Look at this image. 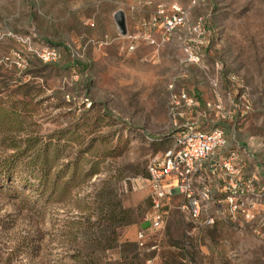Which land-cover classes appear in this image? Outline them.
I'll list each match as a JSON object with an SVG mask.
<instances>
[{"label":"rangeland","instance_id":"rangeland-1","mask_svg":"<svg viewBox=\"0 0 264 264\" xmlns=\"http://www.w3.org/2000/svg\"><path fill=\"white\" fill-rule=\"evenodd\" d=\"M172 5L187 11L185 25L163 44L156 28L157 45H150L143 25ZM118 11L125 36L113 20ZM198 20L206 33L203 65L182 68L181 48ZM48 48L58 54L54 61L38 57ZM174 77L203 101L212 100L208 83L216 82L225 119L203 129L220 127L242 146L252 138L244 176L264 177V145L256 148L264 143V0H0V158L17 145L16 173L34 184L0 177V264H264V205L240 230L223 222L201 227L175 197L164 228L148 242L155 249L137 250L148 190L124 193L123 184L143 177L149 158L169 146L166 88ZM242 94L249 112L240 119L230 105ZM44 151L52 177L67 180L75 166L88 175L70 182L63 201L37 193L40 172L27 162ZM102 190L134 213L114 243L99 225Z\"/></svg>","mask_w":264,"mask_h":264},{"label":"built area","instance_id":"built-area-1","mask_svg":"<svg viewBox=\"0 0 264 264\" xmlns=\"http://www.w3.org/2000/svg\"><path fill=\"white\" fill-rule=\"evenodd\" d=\"M186 21L187 11L179 6L172 5L168 13L158 7L156 14L143 25L142 38L150 45H157L151 33L159 28V42L166 43ZM189 32L193 37L181 48L179 65L182 68L203 65L201 50L207 43L201 21L195 22ZM130 39L133 41L137 36ZM134 48L135 45L130 42L127 51L131 52ZM38 57L51 62L57 59L58 54L54 48H48ZM229 80L233 82L234 78ZM177 81V77H174L166 88L168 133L163 140L169 146L149 158L145 177L132 180L131 186L123 184L124 193L142 188L148 190L150 207L140 224L148 222L149 227L141 230L139 224L134 236L139 251L155 249L156 246H149L148 242L151 235L164 228L175 197L179 199L177 209L201 227H212L223 222L240 230L242 224L253 219L252 210L264 205V177L258 172L250 177L244 176L247 160L243 159V154L254 140L249 138L246 146H242L233 137L226 136L220 127L203 129L212 118L225 119L221 116L222 102L216 82L208 83L212 100L203 101L179 87ZM231 91L230 88L226 95L228 99ZM230 107L240 119L243 118L249 112L245 94ZM263 145L262 140L256 142L257 149Z\"/></svg>","mask_w":264,"mask_h":264},{"label":"trees","instance_id":"trees-1","mask_svg":"<svg viewBox=\"0 0 264 264\" xmlns=\"http://www.w3.org/2000/svg\"><path fill=\"white\" fill-rule=\"evenodd\" d=\"M70 67V66H67ZM85 66H82V70ZM1 113V110H0ZM1 130V127H0ZM165 141V140H163ZM166 142V141H165ZM2 140H0V145ZM16 151L8 158H0V177L3 180L18 181L21 184L31 185L28 177H22L16 173L19 161L22 160V153L19 151L17 145L11 146ZM52 160L47 151L41 154L34 155L27 163L31 167H37L40 175L37 178L39 197L45 199L46 202L50 201H63L69 193L70 182L74 179H84L88 175H81L77 173V167H73L67 180L61 179L58 174L54 177L50 175L49 164ZM75 163L72 165L74 166ZM95 166H92V169ZM94 174V171L89 175ZM145 177V173L143 174ZM99 225L102 226L101 231L110 230L111 240L109 242H116L117 230L132 225L135 222L134 213L129 209H123L119 201H116V197L112 191L102 190L99 194Z\"/></svg>","mask_w":264,"mask_h":264},{"label":"water","instance_id":"water-1","mask_svg":"<svg viewBox=\"0 0 264 264\" xmlns=\"http://www.w3.org/2000/svg\"><path fill=\"white\" fill-rule=\"evenodd\" d=\"M113 20L115 22V25L118 29V32L121 36H125L126 35V27H125V18H124V14L121 11L116 12L113 15ZM141 230H146L149 227V223L148 222H143L139 225Z\"/></svg>","mask_w":264,"mask_h":264}]
</instances>
